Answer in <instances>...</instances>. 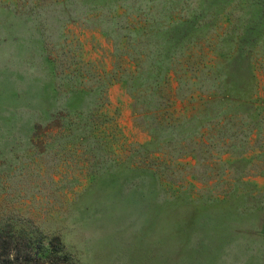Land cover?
<instances>
[{"label": "rangeland", "instance_id": "374dc122", "mask_svg": "<svg viewBox=\"0 0 264 264\" xmlns=\"http://www.w3.org/2000/svg\"><path fill=\"white\" fill-rule=\"evenodd\" d=\"M145 1L0 0V239L58 237L69 264H264V32L216 18L193 41L196 21L154 88L121 40Z\"/></svg>", "mask_w": 264, "mask_h": 264}, {"label": "trees", "instance_id": "16d2710c", "mask_svg": "<svg viewBox=\"0 0 264 264\" xmlns=\"http://www.w3.org/2000/svg\"><path fill=\"white\" fill-rule=\"evenodd\" d=\"M145 2L151 4L148 7L150 13H144L142 17L151 15L150 18H140L138 21L140 25L137 24V27L136 24H127L121 27L126 31L121 40L125 39L124 43L134 57L136 68L133 74L135 76L132 78L133 76L130 75V77L133 80L139 79L146 85H154V88L159 86L157 79L161 75L164 76L162 79L166 80L167 72L162 74L163 62L171 63V53L175 51L176 48L174 47L181 42V40L175 41L173 38L180 32H188L196 21L200 20L204 23L205 19H210L205 24H196L195 27L200 29L199 33L196 31L189 33L193 41L201 40V34H205L203 30L207 28L206 31H209L216 18L227 19L231 32L237 34L240 41L256 39L261 37L264 32V0H195V8L191 6V0H146ZM155 8L156 10L152 11ZM237 11L245 13L244 20H241V17L234 18L233 15ZM165 25L167 28L163 29ZM196 28L195 30H197ZM150 42H152V47H149ZM148 63L150 65L146 66ZM156 91L148 87L144 94L150 95L152 93L153 96L155 94L158 96ZM142 97L145 98V96ZM142 97H139V100ZM158 128H151L153 135L156 136ZM23 242L22 239L12 242L3 238L0 239V257H5L0 263H70L67 251L58 237L49 241L46 250H43L39 255L31 254L27 247L23 246ZM11 244H14V249L9 248Z\"/></svg>", "mask_w": 264, "mask_h": 264}]
</instances>
